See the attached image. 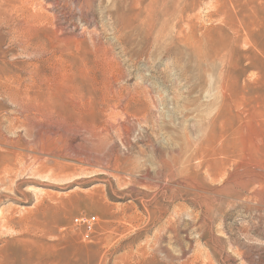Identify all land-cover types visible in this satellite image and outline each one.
Masks as SVG:
<instances>
[{
	"label": "rangeland",
	"instance_id": "rangeland-1",
	"mask_svg": "<svg viewBox=\"0 0 264 264\" xmlns=\"http://www.w3.org/2000/svg\"><path fill=\"white\" fill-rule=\"evenodd\" d=\"M0 153V264H264V0H0Z\"/></svg>",
	"mask_w": 264,
	"mask_h": 264
},
{
	"label": "bare ground",
	"instance_id": "bare-ground-1",
	"mask_svg": "<svg viewBox=\"0 0 264 264\" xmlns=\"http://www.w3.org/2000/svg\"><path fill=\"white\" fill-rule=\"evenodd\" d=\"M29 80V79H28ZM16 90V89H15ZM13 143V142H11ZM9 144V142H8ZM7 147V146H6ZM13 147V146H12ZM11 147V148H12ZM2 148V147H1ZM3 149V148H2ZM4 150V149H3ZM6 152V151H5ZM2 153V152H1ZM0 153V157L2 156ZM9 153V152H7ZM11 154V153H10ZM6 155V153H5ZM14 155V154H13ZM23 155V154H22ZM12 156V155H10ZM15 157V156H14ZM22 157V156H21ZM12 158V157H11ZM11 158L4 159V156L2 157L3 160H0V189L3 187L4 184H6L7 180H12V175L15 173L16 165H14L16 162L15 160L12 161ZM16 158V157H15ZM13 159V158H12ZM21 159V158H20ZM15 162V163H14ZM14 163V164H13ZM18 163V162H17ZM29 163V162H28ZM14 190V189H13ZM1 191V190H0ZM8 197L11 198L9 195H6L4 192H0V201L4 198ZM14 199V198H13Z\"/></svg>",
	"mask_w": 264,
	"mask_h": 264
},
{
	"label": "built area",
	"instance_id": "built-area-1",
	"mask_svg": "<svg viewBox=\"0 0 264 264\" xmlns=\"http://www.w3.org/2000/svg\"><path fill=\"white\" fill-rule=\"evenodd\" d=\"M95 221H96V218L92 217L89 219L77 220V223H82L87 232H92L94 229Z\"/></svg>",
	"mask_w": 264,
	"mask_h": 264
}]
</instances>
